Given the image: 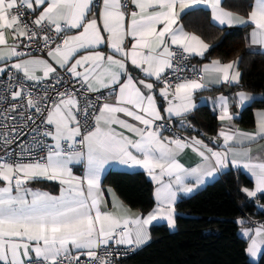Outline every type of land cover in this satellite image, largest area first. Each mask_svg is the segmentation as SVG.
<instances>
[{
    "label": "snow or ice",
    "instance_id": "obj_1",
    "mask_svg": "<svg viewBox=\"0 0 264 264\" xmlns=\"http://www.w3.org/2000/svg\"><path fill=\"white\" fill-rule=\"evenodd\" d=\"M200 5L215 24L250 27L249 54L264 55V0H254L246 16L223 0H0V74L6 75L0 80V264H114L119 246L135 251L147 243L154 221L175 226L178 193L193 192L229 165L253 179V189H242L248 197L264 194V112L255 131L221 128L223 151L196 137L164 136L166 125L157 123L165 119L157 84L168 121L177 117L185 126L197 92L240 82V57L199 70L184 64L210 48L178 23ZM32 51H46L48 59ZM129 62L143 78L130 74ZM69 82L71 88H57ZM102 90L107 95H88ZM253 99L238 91L234 101L221 95L212 104L224 122L233 120L230 103L243 108ZM17 116L35 125L36 135L14 151L17 126L6 122ZM253 145H259L255 154ZM189 148L200 158L190 168L178 159ZM111 162L143 169L156 185V206L147 215H129L114 195L108 210L101 173ZM73 165H83L82 176ZM40 180L58 183L59 195L28 186ZM236 223L255 258L264 224Z\"/></svg>",
    "mask_w": 264,
    "mask_h": 264
},
{
    "label": "trees",
    "instance_id": "obj_2",
    "mask_svg": "<svg viewBox=\"0 0 264 264\" xmlns=\"http://www.w3.org/2000/svg\"><path fill=\"white\" fill-rule=\"evenodd\" d=\"M252 1L223 0V7L246 16ZM181 22L187 31L210 44L200 62L220 60L227 63L241 58L239 89L262 98L245 107L235 122L242 128H252L254 110L264 108V55H250L246 51L247 28L218 27L212 24L209 11L204 8L189 11ZM188 121L203 134H216L217 119L206 107L196 108ZM31 185L40 189L51 187L43 181ZM101 187L111 188L123 204L142 214L154 206L153 186L142 172L108 171L101 179ZM251 187L247 176L236 168H229L218 180L178 200L175 230L171 232L166 225L151 226L150 243L123 264H254L248 259L247 242L238 235L236 225V220L243 215L258 220L264 218V213L258 212L253 203L258 201L264 207V195L249 198L242 191ZM256 264H264V251Z\"/></svg>",
    "mask_w": 264,
    "mask_h": 264
},
{
    "label": "crops",
    "instance_id": "obj_3",
    "mask_svg": "<svg viewBox=\"0 0 264 264\" xmlns=\"http://www.w3.org/2000/svg\"><path fill=\"white\" fill-rule=\"evenodd\" d=\"M100 2V0H98ZM254 2V0L252 1V3ZM197 8H204V9H207L204 5H200L198 6ZM196 9V8H195ZM193 10V9H192ZM209 11V16H210V21L212 22V24L218 26V27H228V28H244L245 26H238V25H234L232 27H229L227 25H224V26H220L218 24H215L213 21H212V18H211V11L210 9H207ZM191 11V10H190ZM179 24L182 25V22L181 20L178 22ZM183 26V25H182ZM184 27V26H183ZM247 30H246V33H245V36H244V41H245V49L246 51L250 52L249 50V46L248 44L246 43V41L248 40V36H249V32L251 30L250 27H246ZM185 29V27H184ZM186 30V29H185ZM187 31V30H186ZM190 32V31H188ZM190 33H193V32H190ZM11 38H9V43H11ZM206 42V41H205ZM207 43V42H206ZM209 44V43H208ZM210 45V44H209ZM103 50L105 52H107V48L106 47H103ZM210 49V48H209ZM255 51H258V48L255 49ZM206 54V53H205ZM35 56V55H34ZM205 56V55H204ZM203 57H199V56H195V55H192L191 57L195 58V59H198V60H202ZM37 57H40V56H37ZM45 59H48L45 58ZM212 60L210 61H207V62H201L202 63V67L203 65L205 64H209L211 63ZM128 69H129V72L130 74L136 78L137 80L140 79V78H143V74L139 72L138 69L134 68L131 63L129 62L128 64ZM59 70V69H58ZM150 82H153L155 83V81H150ZM239 83L238 84H231V85H227V84H219V85H210L209 88L205 89V90H202L200 92H197L195 94V103L197 105L196 108L198 107H206L210 110L211 114L214 115L217 119V124H218V127H217V130H216V134L214 135L215 137L218 138V133L219 131L221 130V128H225V129H228V128H233V129H240V130H243V131H255V125H256V120H257V114L260 113V112H264V108H261V109H255L254 112H253V117H254V126L250 129H245V128H242L240 126L237 125V123L235 122V120L238 118L239 114L242 112V110L247 107L248 105H250L253 101L255 100H259L262 98L261 95L259 94H255V93H250V92H246V93H249L253 96V100L251 102H249V104L243 108L241 107H238L234 102L230 103V112L233 116V120L232 121H224V122H221L219 119H218V116H219V110L218 109H215L213 108V104H212V101L218 97V96H226L230 99V101H234L235 100V97H236V93L238 91H243L241 89H239L238 87ZM142 87V86H141ZM162 86L160 87H156L154 89V92L157 96V100H158V107L160 108L161 112H162V115L165 116V119H167V115L166 113L163 112V109L166 107V103L164 102L163 98H161L159 96V89L161 88ZM195 108V109H196ZM194 109V110H195ZM193 110V111H194ZM192 111V112H193ZM191 112V113H192ZM190 113V114H191ZM188 114L186 119H187V125L185 126H181L180 122H179V118L177 117H172V120H171V123L174 124L176 126V128L178 130H180L183 134V138H188V139H191L192 137H196L198 139H201L205 144H207L209 147H211L213 150H216V151H223V140L222 138H218L220 140L219 144L218 145H211L209 142H207L206 140L203 139L202 135L203 133L198 130L196 127V129L198 130V132H191V133H188L186 131L187 127L190 126L191 124L189 123L188 121V116L190 115ZM125 119H129L127 117H124ZM168 120V119H167ZM133 123H136L135 121H133ZM164 136H169V137H172L170 136L169 134H166V133H163ZM182 138V139H183ZM260 144L261 145H264V140L260 141ZM253 153L255 154L257 149L259 148V145H253ZM180 163H182L185 167H194L196 166V164L199 162L200 158L191 151V149H186L182 154L179 155L178 157ZM73 172L75 175H78V176H82L83 175V172H84V167L83 165H73ZM229 168H231V165H229L228 168L224 169L223 171L219 172L214 178L212 179H208L204 184H202L200 187L196 188L193 192L191 193H178L177 195V201L182 199V198H187L191 195H193L194 193H196L197 191L201 190L202 188H204L207 184H210L216 180L219 179L221 173L227 171ZM238 169L240 172H242L245 176H247L250 181L252 182V187L249 188V189H253L254 188V182H253V179L251 178V176L245 172V170H243L242 168H236ZM108 171H124V172H136V171H139V172H142L146 178L151 182L152 186H153V191H152V195L154 193V190H155V187L156 185L152 182L151 178L147 175V173L143 170V169H140L138 167L136 168H129L128 166H125V165H121L119 163H116V162H111L109 164H107L105 166V168L103 169L102 173H101V179L102 177L104 176L105 173H107ZM40 181H43V182H46L48 184H51V187L48 188V189H40V188H37V187H34L31 185V183L28 185L29 187L33 188V189H40V190H43V191H48L54 195H59V190H60V185L56 182H52V181H46V180H40ZM186 183H191V181H186ZM0 186H2V182H0ZM102 188V191L104 193V200L108 206V210H112L113 208V203H114V199H113V195L115 196L116 200L122 204L124 206V208H127L130 210L129 212V215H136V214H142L140 213L139 211H136V210H132L130 209L129 207H127L125 204H123L119 199L118 197L116 196V194L113 192V190L111 188ZM109 189H111V192H109ZM244 193V192H243ZM246 195V193H244ZM261 195H264V194H258V196H261ZM247 196V195H246ZM248 197V196H247ZM249 198H255V197H249ZM153 199H154V196H153ZM176 201V202H177ZM156 206V202H155V199H154V206L153 208ZM152 208V209H153ZM151 209V210H152ZM150 210V211H151ZM149 211V212H150ZM148 212V213H149ZM148 213L146 214H142V215H147ZM174 218H175V214H174ZM237 220H243V218H238ZM236 220V221H237ZM260 224H264V218L261 219V220H258V223L257 225H260ZM156 225H166L168 227V229L173 232L175 230V226L172 227V228H169L168 224H167V221L166 220H159V221H154L152 225L149 226L148 228V231L150 230V227L151 226H156ZM237 227H239L240 224H237ZM251 228H254V227H251ZM238 235L247 242L248 244V241L243 238L242 234H241V230L238 229ZM151 241V238L147 241V243H145L144 245H142L141 247L137 248L138 250L145 247L147 244H149ZM262 251H264V245H261V252L257 254V256L255 258H252V257H249L248 255V259L250 262L252 263H256V261H258L259 257H260V254L262 253Z\"/></svg>",
    "mask_w": 264,
    "mask_h": 264
},
{
    "label": "built area",
    "instance_id": "obj_4",
    "mask_svg": "<svg viewBox=\"0 0 264 264\" xmlns=\"http://www.w3.org/2000/svg\"><path fill=\"white\" fill-rule=\"evenodd\" d=\"M97 3H99V1L97 0ZM30 22V20H29ZM35 47V45H33V48ZM24 51H31V49H23ZM32 55L35 56H40L43 58H47V52L46 51H32ZM184 64L187 66V68H194L196 70H199L202 68V63L198 60L195 59L193 57H189L188 60L184 61ZM60 72L61 75H64V73L61 70H58ZM183 75L189 76L191 77L193 75L192 72H186ZM6 79V75L4 74H0V80H4ZM169 82L170 83H175V78L174 77H169ZM162 85L157 84V87H160ZM64 87H68L71 88L72 87V82H69L67 85H57V88L61 91L64 90ZM76 87H79V85L77 84ZM107 91L108 90H102V93H89V97L92 100H95V97L97 95L103 94V95H107ZM53 95H55V93L53 92ZM13 115H16L15 113ZM6 123H9L10 125H15L17 126L16 128V133H12L13 135H18V140L16 144L11 145V149L14 151H19L20 149L17 147V144H25V143H29L32 140V137L34 135H36L33 131L32 128L35 127V125H32L30 121L24 122L20 120V117L17 116L15 121H7ZM37 123H39V121H37ZM159 123H163L166 125L165 129L163 130V133L169 134L172 137H180L183 138V134L180 130H178L176 128V126L174 124H172L171 122H169L167 119H164L163 121H158ZM20 125H23L22 127ZM0 131H2V129H0ZM9 131L11 132V129H9ZM244 219V225L243 227L245 228H251V227H255L258 223V219H254L252 217H249L247 215H243L242 217ZM241 225H239L238 229L241 230ZM118 253L117 256H113V261L114 264H123L126 260H128L129 258H131L132 256H134L138 249H136L135 251H130L127 248H125L124 246H119L117 249H115Z\"/></svg>",
    "mask_w": 264,
    "mask_h": 264
},
{
    "label": "water",
    "instance_id": "obj_5",
    "mask_svg": "<svg viewBox=\"0 0 264 264\" xmlns=\"http://www.w3.org/2000/svg\"><path fill=\"white\" fill-rule=\"evenodd\" d=\"M186 131H187L188 133H191V132H198V130H197L195 127H193L192 125L188 126L187 129H186ZM202 137H203V139H205L207 142H209L211 145H218L219 142H220V140H219L217 137H215V136H209V135L203 134ZM213 139H218V143H212V140H213ZM245 197H247V196L245 195ZM253 201H254V199H253ZM253 203H254V206H255V208H256V210H257L258 212H262V213H264V207H263L258 201H255V202H253Z\"/></svg>",
    "mask_w": 264,
    "mask_h": 264
},
{
    "label": "rangeland",
    "instance_id": "obj_6",
    "mask_svg": "<svg viewBox=\"0 0 264 264\" xmlns=\"http://www.w3.org/2000/svg\"><path fill=\"white\" fill-rule=\"evenodd\" d=\"M256 263H257V261H256ZM256 263H254V264H256Z\"/></svg>",
    "mask_w": 264,
    "mask_h": 264
}]
</instances>
